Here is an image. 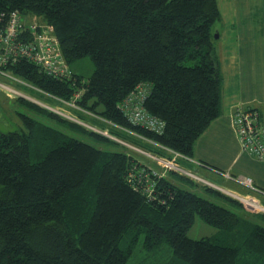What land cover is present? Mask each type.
Segmentation results:
<instances>
[{
	"label": "trees",
	"instance_id": "trees-1",
	"mask_svg": "<svg viewBox=\"0 0 264 264\" xmlns=\"http://www.w3.org/2000/svg\"><path fill=\"white\" fill-rule=\"evenodd\" d=\"M12 10L26 25H52L68 64L84 56L94 63L88 78L72 71L69 79L24 60L8 65L35 86L29 89L75 100L78 108L62 103L143 151L192 156L220 109L217 0H0V15ZM139 85L146 88L141 110L164 122L160 132L127 118L124 99ZM21 116L26 132L0 129V264H127L140 234L144 246L165 244L189 264H264V226L238 199L208 188L237 204V212L167 175L153 178L149 198L128 177L133 166L162 170L138 155L145 153L97 148ZM196 214L224 242L190 238Z\"/></svg>",
	"mask_w": 264,
	"mask_h": 264
},
{
	"label": "crops",
	"instance_id": "crops-1",
	"mask_svg": "<svg viewBox=\"0 0 264 264\" xmlns=\"http://www.w3.org/2000/svg\"><path fill=\"white\" fill-rule=\"evenodd\" d=\"M217 1L219 114L195 141L192 156L178 163L183 160L188 168H182L207 188L229 197V192L253 196L264 206V161L241 150L232 122L239 109L254 108L264 125V0ZM238 175L251 177L260 190L231 178Z\"/></svg>",
	"mask_w": 264,
	"mask_h": 264
},
{
	"label": "built area",
	"instance_id": "built-area-1",
	"mask_svg": "<svg viewBox=\"0 0 264 264\" xmlns=\"http://www.w3.org/2000/svg\"><path fill=\"white\" fill-rule=\"evenodd\" d=\"M22 60L38 66L41 71L48 76L59 79H69L73 75L69 64L62 55L57 37L53 35L52 25L43 22H35L26 25L25 22L22 21L17 10H12L5 16L3 14L0 15V89L7 92L10 91L12 94L23 98H31L33 99L32 101L42 105L43 102L31 97L22 91L21 88L9 82L18 83L27 88L35 87L29 81L14 74L7 68L8 65H13ZM145 94L146 88H144V85H139L133 94L124 99V104L127 106V118L133 124H141L148 129L160 132L164 127V122L141 110V103L143 102ZM77 97H79V93L74 94V99ZM58 101L78 108L75 100H63L58 98ZM47 107L52 108L50 106ZM232 122L241 150L256 157L260 161H264V125L259 121L258 111L254 108L239 109L235 113ZM95 129L94 127V130ZM98 131H101L103 134L107 133L106 130ZM108 136L125 145L128 143L113 135ZM162 147L164 148V146ZM134 148L145 153L150 159L162 165H160L162 171L156 169H138L136 166H133L129 171L128 177L133 187L143 189V193L149 198L154 185L153 178L164 176L165 170L173 169L174 171L177 170L178 172L185 173L187 176L194 177L195 179L198 178L179 165L178 159L187 157L177 151L164 148L167 150L168 154L159 155L143 151L137 147ZM231 178L239 184L253 190H260L258 187L254 186L252 178L249 176L238 175L231 176ZM234 196L238 198L247 209L257 208L264 210L259 204V201L253 196Z\"/></svg>",
	"mask_w": 264,
	"mask_h": 264
},
{
	"label": "rangeland",
	"instance_id": "rangeland-1",
	"mask_svg": "<svg viewBox=\"0 0 264 264\" xmlns=\"http://www.w3.org/2000/svg\"><path fill=\"white\" fill-rule=\"evenodd\" d=\"M69 67L75 74H78L84 78H88L94 70V63L89 56H84L70 62ZM9 82L16 87L21 88L22 91H24L31 97H34L35 99L43 102L44 106L43 104L41 105L37 102L32 101L33 99L31 98H23V100L44 107L46 110H38L35 108V106H30L22 102L17 98V95L12 94L10 91L7 92L0 89V129H17L26 132L28 130V127L21 115H27L36 119L38 122H42L48 126L62 131L67 137H73L82 140L97 148L107 149L110 151H125L137 155L135 153L136 149L134 148L136 146L132 145L133 143L131 142L130 144L128 141H126L128 143L125 145L110 136L108 137L109 140H107L90 132L92 131L103 134L98 130H103V128H106L107 133L104 134H106L107 136L113 135L110 132L112 128L109 124H106L103 121L89 116L85 113H83V115L81 116L78 111L73 109V107H68L62 102L52 99L51 97H47L46 95L38 93L35 90L25 88L21 84L11 81ZM47 106H50L52 108H48ZM100 108L101 107L99 106L98 109ZM49 111H52L55 114L59 115L60 118L50 115ZM94 127L96 128L95 130ZM115 137L120 138L119 136L117 137V135ZM138 155H140L142 160L148 161V163H151L152 161V163H155L158 166L161 165L150 159L148 156H145L143 154ZM143 156H145L146 158ZM179 164L181 167L188 168L183 160H180ZM171 171L174 170L170 169L167 174L165 173V175H167L168 178L174 181L176 184L184 186L188 190H193V192L219 205H223L237 212L239 211V206L237 204L217 194L216 192L209 190L207 186L201 184L199 181L196 182L197 180L195 181L194 177L187 176L185 173L178 172L177 170L174 171L175 173ZM176 173H178L179 175ZM180 175H182V177ZM229 193L231 194L232 198H236L234 195H240L234 192ZM259 204L264 208L261 203ZM242 208L246 210V212L248 213V217H250L253 222L264 226L263 209H247L243 204ZM187 235L193 239L209 236L217 243H222L225 239L223 234H221L216 227L205 222L198 214L195 215L194 221L187 231ZM142 240L143 235L140 234V237L138 238L134 246V255L128 260L127 264H189L186 261L176 259L167 245L164 244L159 248L150 249L149 247L144 246Z\"/></svg>",
	"mask_w": 264,
	"mask_h": 264
},
{
	"label": "water",
	"instance_id": "water-1",
	"mask_svg": "<svg viewBox=\"0 0 264 264\" xmlns=\"http://www.w3.org/2000/svg\"><path fill=\"white\" fill-rule=\"evenodd\" d=\"M214 37H215V38H218V32H215ZM103 135H105V134H103ZM105 136H107V135H105ZM108 137H109V136H108Z\"/></svg>",
	"mask_w": 264,
	"mask_h": 264
}]
</instances>
